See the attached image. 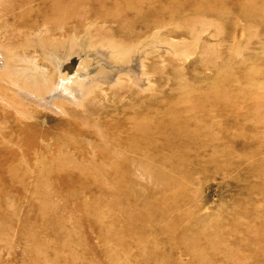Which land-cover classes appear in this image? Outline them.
Returning <instances> with one entry per match:
<instances>
[{"label": "rangeland", "instance_id": "obj_1", "mask_svg": "<svg viewBox=\"0 0 264 264\" xmlns=\"http://www.w3.org/2000/svg\"><path fill=\"white\" fill-rule=\"evenodd\" d=\"M128 2L150 11L154 27L174 40L184 39L177 26L200 17L219 21L226 28L219 65L190 58L151 77L157 87L149 113L166 115L167 144H156L152 176L141 184L91 183L104 160L73 159L64 142L80 141L68 126L80 120L69 112H40L38 135L55 127L58 144L48 151L23 155L1 140L0 148L16 154L0 158V264H264V0ZM55 8L61 15L87 7ZM249 24L257 37L246 56H237L243 42L233 38L241 40ZM190 66L191 75L183 73ZM83 146L102 154L108 144ZM57 169L90 183H64Z\"/></svg>", "mask_w": 264, "mask_h": 264}, {"label": "bare ground", "instance_id": "obj_2", "mask_svg": "<svg viewBox=\"0 0 264 264\" xmlns=\"http://www.w3.org/2000/svg\"><path fill=\"white\" fill-rule=\"evenodd\" d=\"M128 1L0 0V141L19 145L23 155L34 147L48 151L58 144L53 139L55 127L45 126L38 135L36 121L44 116L40 112L67 117L69 112L80 120V124L74 119L68 122L80 143L64 142L69 152L74 151L73 159L104 160V165L92 169L97 179L91 183L137 185L151 178L153 150L156 144H167L168 133L166 115L149 113L153 100L149 95L157 87L151 77L171 74L168 64L181 65L190 58L218 67V48L225 43L220 36L226 28L219 21L200 17L192 25L177 26L176 32H182L184 39L174 40L167 31L154 27L150 11ZM34 2L40 5L32 6ZM125 2L127 8L120 10ZM55 4L87 8L62 9L65 13L58 15L61 9ZM104 8L114 11L104 12ZM256 32L249 24L241 40L233 38L243 42L237 56L248 54ZM195 69L190 66V74L183 73L191 75ZM40 137L46 145L37 141ZM83 143L108 144L107 153H87ZM12 154H16L12 147L0 148V158ZM43 167L35 169L44 171ZM58 171L66 178L64 183L71 179L90 183L67 169Z\"/></svg>", "mask_w": 264, "mask_h": 264}]
</instances>
